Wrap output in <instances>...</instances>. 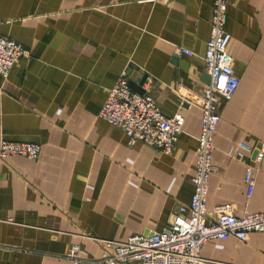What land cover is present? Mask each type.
Wrapping results in <instances>:
<instances>
[{
    "label": "crops",
    "instance_id": "1",
    "mask_svg": "<svg viewBox=\"0 0 264 264\" xmlns=\"http://www.w3.org/2000/svg\"><path fill=\"white\" fill-rule=\"evenodd\" d=\"M213 0H0V35L28 49L0 76V141L40 145L35 159L0 157V264L97 263L101 239L149 236L173 221L193 193L196 102L208 84L204 68ZM224 28L239 85L218 103L207 185V219L228 210L264 211V158L226 155L237 141H264V0H227ZM186 47L192 56L177 53ZM126 73L144 78L166 115L183 131L166 153L128 144L98 116L109 89ZM254 171L251 186L246 168ZM203 264H264V232L241 241L213 239Z\"/></svg>",
    "mask_w": 264,
    "mask_h": 264
},
{
    "label": "built area",
    "instance_id": "2",
    "mask_svg": "<svg viewBox=\"0 0 264 264\" xmlns=\"http://www.w3.org/2000/svg\"><path fill=\"white\" fill-rule=\"evenodd\" d=\"M156 2L159 0H140ZM227 0H213L210 16V33L205 43L204 68L209 76L199 97L194 101L200 108V131L196 137L195 173L191 179L193 193L187 204L179 205L173 221L149 236L131 235L123 241L101 239L103 255L96 261L102 264H203L200 249L213 239L229 237L245 240L251 232H264V211L236 215L228 210L218 212L208 221L206 206L207 185L215 167L212 163L213 138L220 119L218 103L230 100L239 85L232 68V55L228 52L230 33L224 28ZM177 53L192 56L186 47ZM28 49L15 40L0 35V76L7 78L11 67ZM98 116L119 128L128 144L146 143L166 153L170 152L183 131L184 117L178 111L166 115L150 93H138L129 86L124 72L109 89ZM252 151L255 161L264 158V141L256 146L237 141L226 150V155L244 159ZM40 145L32 141H0V157L23 155L37 158ZM254 181V171L248 166L244 182ZM73 264H82L78 244L70 246L66 255Z\"/></svg>",
    "mask_w": 264,
    "mask_h": 264
},
{
    "label": "water",
    "instance_id": "3",
    "mask_svg": "<svg viewBox=\"0 0 264 264\" xmlns=\"http://www.w3.org/2000/svg\"><path fill=\"white\" fill-rule=\"evenodd\" d=\"M209 78V77H208ZM145 80V77L144 78H139L138 80H129V86L136 92L138 93H144V89H142V84ZM209 83V79L207 81Z\"/></svg>",
    "mask_w": 264,
    "mask_h": 264
}]
</instances>
